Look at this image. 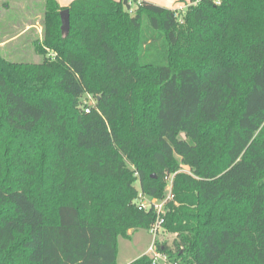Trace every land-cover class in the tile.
Segmentation results:
<instances>
[{
  "label": "trees",
  "instance_id": "16d2710c",
  "mask_svg": "<svg viewBox=\"0 0 264 264\" xmlns=\"http://www.w3.org/2000/svg\"><path fill=\"white\" fill-rule=\"evenodd\" d=\"M43 3L41 60L0 50V264H117V239L156 220L135 183L162 199L165 173L158 252L264 264V0Z\"/></svg>",
  "mask_w": 264,
  "mask_h": 264
},
{
  "label": "rangeland",
  "instance_id": "374dc122",
  "mask_svg": "<svg viewBox=\"0 0 264 264\" xmlns=\"http://www.w3.org/2000/svg\"><path fill=\"white\" fill-rule=\"evenodd\" d=\"M43 1L44 0L0 1V4L6 2L8 5L7 11L0 5V42L9 40V43L0 45V50L9 60L28 63L38 62L41 60V57L34 52L31 41L36 38L41 39L42 37L41 21L44 8ZM175 2V0H169L165 3V7L169 8ZM184 10L185 8L179 10V12H183ZM27 25H33L36 28L31 27L28 29L26 28ZM81 102L82 105L87 102L94 104L95 98L90 94H86L82 98ZM180 137L184 139L183 134H181ZM178 172L190 174L188 167L185 166H181ZM134 175L137 176V174ZM153 176H155V174H153ZM174 176L175 173H165L162 176V180L164 182L162 199L168 193L170 182L173 180ZM135 186L137 187L138 194L141 193L137 182L135 183ZM167 210L168 208L166 206L165 213ZM156 239H158L161 243L166 242L169 246H171L174 235L168 234L163 229H160ZM152 242L153 235L144 229L134 231L130 235L129 239L119 237L117 239L116 263L129 264L142 255L149 257L146 253Z\"/></svg>",
  "mask_w": 264,
  "mask_h": 264
},
{
  "label": "built area",
  "instance_id": "2783aa9c",
  "mask_svg": "<svg viewBox=\"0 0 264 264\" xmlns=\"http://www.w3.org/2000/svg\"><path fill=\"white\" fill-rule=\"evenodd\" d=\"M140 6H141V0H128L127 11L129 14H132L135 11V9H137ZM48 54L51 58L55 57V53L51 51H48ZM92 105L93 104L91 102L84 103L83 104L84 112L89 113ZM171 186H172V181L170 182L169 191L163 199L151 198L146 195H143L142 193H139L137 198L135 199V204L139 209L144 211H148L151 209L156 214V220L148 230V232L151 235H153V242L151 246L148 248L146 253L149 255L151 264H172L171 262H169L167 255L158 252L155 247V239L160 229H162V225L164 223V219L162 218V215L165 214V208L167 206V203L173 199L172 198L173 196L171 194Z\"/></svg>",
  "mask_w": 264,
  "mask_h": 264
},
{
  "label": "crops",
  "instance_id": "0c3cea01",
  "mask_svg": "<svg viewBox=\"0 0 264 264\" xmlns=\"http://www.w3.org/2000/svg\"><path fill=\"white\" fill-rule=\"evenodd\" d=\"M2 1V0H0ZM61 7H65L67 6L72 0H55ZM70 1V2H69ZM141 1H147V2H150L152 4H155L157 6H161V7H164V8H167L165 7V3L169 0H141ZM172 1V0H170ZM176 2L171 6L169 7L168 9H172V10H182L184 8H186V6L189 4V0H175ZM31 27H34L36 28L35 26L33 25H27L26 28H31ZM14 37V36H13ZM12 37V38H13ZM9 43V40L8 41H5V42H0V45H4V44H7ZM129 234L131 235L132 232H129Z\"/></svg>",
  "mask_w": 264,
  "mask_h": 264
},
{
  "label": "water",
  "instance_id": "95a60500",
  "mask_svg": "<svg viewBox=\"0 0 264 264\" xmlns=\"http://www.w3.org/2000/svg\"><path fill=\"white\" fill-rule=\"evenodd\" d=\"M60 18V31L62 35H67L69 32V11L67 9L62 10L59 13Z\"/></svg>",
  "mask_w": 264,
  "mask_h": 264
}]
</instances>
